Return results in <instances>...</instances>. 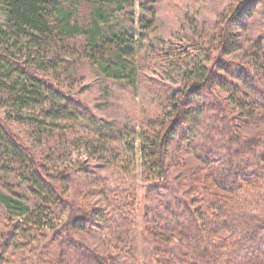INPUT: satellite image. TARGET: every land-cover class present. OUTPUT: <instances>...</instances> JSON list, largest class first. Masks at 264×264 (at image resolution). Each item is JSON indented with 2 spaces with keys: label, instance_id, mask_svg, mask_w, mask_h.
I'll return each mask as SVG.
<instances>
[{
  "label": "trees",
  "instance_id": "obj_1",
  "mask_svg": "<svg viewBox=\"0 0 264 264\" xmlns=\"http://www.w3.org/2000/svg\"><path fill=\"white\" fill-rule=\"evenodd\" d=\"M133 2L0 0L3 18L0 23V107L8 109L12 115L17 114L12 117L9 113V118L15 122L32 121L37 130L50 134L60 128L62 122L72 123L81 109H75L79 105L67 99L53 80L63 64L62 57L72 56L76 51L106 77L130 78L135 71L138 41L128 27L111 19L132 8ZM81 12L86 14L83 21ZM75 41L81 43L79 50L73 46ZM247 52L251 71L230 66L220 67L217 72L207 67L196 69L195 74L192 73V87L181 92L176 90L170 96L176 116L171 125L159 122L157 134L152 139L145 138L142 153L159 170L161 178L166 171L165 157L169 155L165 142L181 135L183 130L191 142L192 153L203 164L188 172V176L192 175L186 197L167 183L166 178L163 183L156 181L149 188L155 206L152 216L161 215L162 208L170 215L162 219L161 225L153 219L148 221L150 238L168 245H159L153 250V262L159 257V264H264V130L261 128L264 124V39L258 40ZM255 73L261 75L257 77ZM218 92L226 95L227 103L217 99ZM207 97L212 102L215 100L214 108L211 102L205 103ZM211 113L212 122L226 127V134H222L219 141L211 134L200 133L202 125L212 118ZM236 120H243L247 128L252 127L253 139L239 136L234 126ZM4 121L0 120V173L25 182L37 200L33 210L12 187L0 182V204L18 218L8 232L4 248L11 244L26 248L34 241L35 233H42L48 223L43 221L51 217L53 207H64L63 204L70 210L73 207L61 196L66 190L65 180L58 177L54 179L56 184H50L48 181L53 177L48 170L43 174V168H36ZM178 151H173L176 164L181 155ZM161 187L171 189L170 199L160 200ZM120 221L112 219L110 213L96 210L91 212V217L85 216L80 221L72 214L69 228L79 225L75 229L84 232L88 225L91 228L97 223V227H108L109 231L113 226L116 231L129 227L128 220ZM130 224L132 226V221ZM62 234V230L56 233L59 237ZM111 236L118 237V241L122 236V246L116 250L119 254L107 257V261L95 254H86L91 262L139 264L129 246L133 234L126 232L116 237V232H111ZM55 250H48L50 262L57 258L70 262L66 250ZM206 250L211 256L205 255ZM74 259V264H80L77 255Z\"/></svg>",
  "mask_w": 264,
  "mask_h": 264
},
{
  "label": "rangeland",
  "instance_id": "obj_2",
  "mask_svg": "<svg viewBox=\"0 0 264 264\" xmlns=\"http://www.w3.org/2000/svg\"><path fill=\"white\" fill-rule=\"evenodd\" d=\"M80 19H86L84 12ZM116 20L128 27L138 41L134 74L113 80L77 51L72 56H63L53 84L67 99L79 105L76 110L81 109L72 123L62 122L50 134L37 130L32 121L15 122L8 114L12 117L17 114L0 107V120H6L5 127L32 158L36 168H43V174L48 170L53 177L48 182L56 184L54 179L58 177L65 180L66 190L61 196L73 207L71 210L65 204L53 207L51 217L43 221L48 223L42 233H35L34 241L26 248L11 244L5 249L8 232L18 218L0 204V264H66V260L59 258L50 262L48 255L55 249L66 250L70 260L67 264H74L76 255L78 263L93 264L86 256L89 253L107 261V257L119 254L116 250L122 246V236L119 241L117 236L126 232L133 234L129 246L139 264H159V257L153 262V250L159 245H168L150 238L148 221L153 219L159 224L170 215L162 208L161 215L152 216L155 206L149 188L166 178L167 183L186 197L192 175L188 176V172L203 164L192 153L191 142L183 130L181 135L165 142L169 155L165 157L166 171L161 178L159 170L142 153L145 138L152 139L157 134L159 122L171 125L176 116L170 96L176 90L191 88L192 73L199 67L213 68L216 72L226 66L251 71L247 51L264 39V0H134L132 8L112 16L111 21ZM73 44L75 50L80 49V42ZM217 99L228 102L222 92H218ZM212 101L207 97L205 103L211 102L214 108L215 100ZM212 113L200 133L211 134L219 141L226 134V127L212 122ZM243 122L234 121L235 130L241 138L253 139L254 130ZM261 128L264 130V124ZM174 150L181 153L178 164L174 161ZM200 179L201 176L196 183ZM0 182L12 187L35 210L36 197L25 182L3 173H0ZM160 192V200L172 197L170 188L161 187ZM96 210L110 213L117 222L128 220L129 227L116 231L113 226L109 231L108 227H97V223L91 228L84 226L87 227L84 232L75 229L79 225L69 228L72 214L80 221L85 216L91 217V212ZM57 230L63 231L62 236L56 235ZM111 232H116L117 238ZM204 253L208 254L207 250Z\"/></svg>",
  "mask_w": 264,
  "mask_h": 264
}]
</instances>
